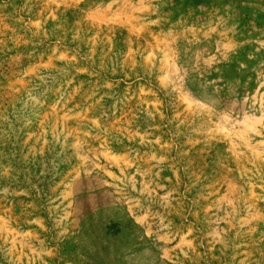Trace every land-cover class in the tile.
<instances>
[{"label":"rangeland","instance_id":"rangeland-1","mask_svg":"<svg viewBox=\"0 0 264 264\" xmlns=\"http://www.w3.org/2000/svg\"><path fill=\"white\" fill-rule=\"evenodd\" d=\"M259 12L0 0V264H264Z\"/></svg>","mask_w":264,"mask_h":264},{"label":"trees","instance_id":"trees-1","mask_svg":"<svg viewBox=\"0 0 264 264\" xmlns=\"http://www.w3.org/2000/svg\"><path fill=\"white\" fill-rule=\"evenodd\" d=\"M238 1H244L246 3H264V0H238ZM260 16L264 17V12H259Z\"/></svg>","mask_w":264,"mask_h":264}]
</instances>
